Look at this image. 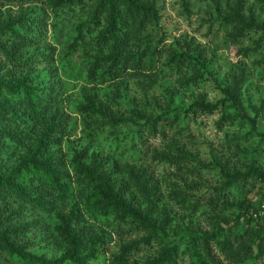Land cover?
Listing matches in <instances>:
<instances>
[{"label": "trees", "instance_id": "trees-1", "mask_svg": "<svg viewBox=\"0 0 264 264\" xmlns=\"http://www.w3.org/2000/svg\"><path fill=\"white\" fill-rule=\"evenodd\" d=\"M0 2L27 3L16 14L0 12V264H180L186 252L187 264H221L217 251L234 258L252 246L241 240L256 243L264 238L262 225L234 231L228 220L219 222L211 234H192L181 249L185 238H169V216L161 212L155 217L149 197L140 195L143 190L132 189L127 174L93 145L105 124L131 120L113 106L125 78L139 73L144 53L155 55L157 45L134 48L146 33L149 36L147 22H158L154 0ZM261 3L264 6V0ZM245 4L225 0L221 14L229 26L227 36L240 43L254 34L256 44L264 43V20L247 13ZM168 62L184 75L179 80L182 88L205 82V67L195 55L181 51L170 54ZM244 80L234 79L224 89L219 125L248 121L254 128L255 119L241 103ZM104 86L111 87L109 95L101 92ZM198 108L213 112L219 105L201 99ZM165 115L147 121L148 135L163 130ZM20 149L26 151L18 153ZM219 169L226 186L244 174ZM73 184L83 188L79 199ZM28 209L40 214L37 221L53 216L51 233L62 246L59 255L29 250ZM112 239L119 243L109 252ZM104 251L109 252L107 263Z\"/></svg>", "mask_w": 264, "mask_h": 264}, {"label": "rangeland", "instance_id": "rangeland-1", "mask_svg": "<svg viewBox=\"0 0 264 264\" xmlns=\"http://www.w3.org/2000/svg\"><path fill=\"white\" fill-rule=\"evenodd\" d=\"M154 1L158 22H147L144 28L148 27L149 36L146 33L142 41L135 42L134 48L157 45L155 55L144 53L139 73L125 78L113 106L118 115L131 120L105 124L104 132L93 139V145L102 156L113 159L119 172L127 174L132 189L143 190L140 195L149 197L155 217H161V212L169 216V238H185L181 249L192 234H211L219 222L233 221L234 231L246 226L249 232L256 223L264 227V43L256 44L258 35L254 34L243 42H232L227 36L229 26L221 14L225 0ZM245 1L246 12L264 20L261 0ZM22 6L25 8L27 3L0 2V12L16 14ZM181 51L195 55L204 65L205 82L200 86L180 85L184 75L175 72L168 57ZM41 67L46 70L48 65ZM244 76L239 88L241 103L255 119V126L252 128L248 121L221 126L218 122L225 109H221L226 103L224 89ZM101 92L109 95L112 90L104 86ZM201 99L217 103L219 108L201 112L198 108ZM164 115L163 130L159 128L157 134H151L155 136L148 135L147 121ZM127 166L133 174L127 173ZM219 166L244 174L226 186ZM73 188L79 199L83 188L74 184ZM214 203L218 206L216 210ZM25 211L28 212L25 221L30 223L25 239L31 243L29 250L59 255L62 246L51 233L53 216L37 221L40 214L35 209ZM220 217L223 219L219 221ZM85 220L94 230L91 222ZM241 241H251L249 251L227 258L216 250L220 263L264 264V238L256 243L252 238ZM118 243L112 239L109 252L116 251ZM109 252L104 251L102 256L106 263ZM188 260L186 252L179 263L187 264Z\"/></svg>", "mask_w": 264, "mask_h": 264}]
</instances>
